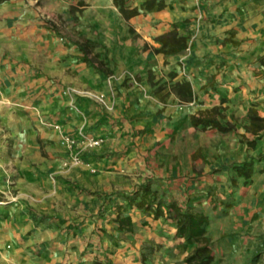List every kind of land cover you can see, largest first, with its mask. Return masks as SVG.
<instances>
[{"label":"rangeland","instance_id":"1","mask_svg":"<svg viewBox=\"0 0 264 264\" xmlns=\"http://www.w3.org/2000/svg\"><path fill=\"white\" fill-rule=\"evenodd\" d=\"M112 2L120 19L87 0H0L50 42L26 62L0 42V264H237L159 171L173 156L187 176L196 132L264 129L235 95L264 70V0H126L132 16ZM185 215L205 220L189 240ZM204 240L210 257L188 263ZM251 242L247 262L264 264V236Z\"/></svg>","mask_w":264,"mask_h":264},{"label":"crops","instance_id":"2","mask_svg":"<svg viewBox=\"0 0 264 264\" xmlns=\"http://www.w3.org/2000/svg\"><path fill=\"white\" fill-rule=\"evenodd\" d=\"M87 1L93 9L108 11L120 19L112 0ZM6 14L14 18L9 29L4 24L7 22L3 17ZM34 15L31 9L0 7V29L12 32L10 38L0 36L1 46L14 48L12 53L17 51L18 54L11 56L21 62L35 60L36 51L29 50V47L43 48L44 55V47L50 43L49 40L33 37L35 31L43 29L35 26ZM253 68L246 76L248 83L238 88L235 94L244 125L247 124L249 109L255 110L257 116L264 119V70ZM239 128L237 136L235 133L221 134L216 130L196 132L193 137L203 147V157L189 161L187 176L181 178L180 164L173 156L160 169L159 175H170L166 184L172 200L210 217L207 230L214 241L215 255H242L243 260L237 264H249L245 257L253 248L251 240L264 236V129L246 131ZM248 142H251L250 145ZM187 194L189 197H186ZM167 225L173 245L171 248L174 249L180 238L174 234L176 226L172 222ZM158 239L167 240L164 236ZM224 244H228L226 251L221 246ZM193 247L190 245L188 249Z\"/></svg>","mask_w":264,"mask_h":264},{"label":"trees","instance_id":"3","mask_svg":"<svg viewBox=\"0 0 264 264\" xmlns=\"http://www.w3.org/2000/svg\"><path fill=\"white\" fill-rule=\"evenodd\" d=\"M126 0H114V3L116 4V6L119 7L120 9V12L122 13V15L124 16H132V15H136V10H128L127 8H125L124 6V2ZM161 7L162 4L159 2L158 3V0H145V2L143 3V7L147 10L149 9H152L153 7ZM249 114L250 116L252 117V119H258L259 121H264V119H261L259 118L257 115H256V111L251 109L249 111ZM185 218V221L188 220L190 222L189 224V234L185 235V233L182 232V226L181 224L179 225V228H178V234L179 235H184L186 237L187 240L190 239L191 237V234L193 232H191V228L194 227L196 229H198L199 225L205 223V220L202 218H197L196 216L193 217V216H188V215H185L184 216ZM181 221V219H180ZM203 230L199 229L198 231V234H203ZM205 244L202 246V247H199L196 249V251L194 252V254L192 256H190V258L187 259V262L190 263L191 259H193V257H195L196 255L200 256V260H204V259H208L210 257V251H209V248H208V243L206 242V240H204ZM205 253V254H204Z\"/></svg>","mask_w":264,"mask_h":264},{"label":"built area","instance_id":"4","mask_svg":"<svg viewBox=\"0 0 264 264\" xmlns=\"http://www.w3.org/2000/svg\"><path fill=\"white\" fill-rule=\"evenodd\" d=\"M96 144H97V141L92 142V145H96Z\"/></svg>","mask_w":264,"mask_h":264}]
</instances>
